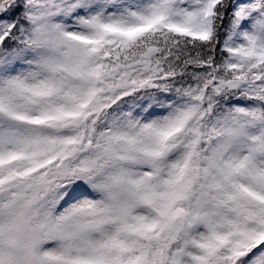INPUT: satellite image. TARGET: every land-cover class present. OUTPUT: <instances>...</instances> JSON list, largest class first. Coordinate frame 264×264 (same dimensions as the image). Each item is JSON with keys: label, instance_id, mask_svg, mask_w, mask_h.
Returning <instances> with one entry per match:
<instances>
[{"label": "snow or ice", "instance_id": "obj_1", "mask_svg": "<svg viewBox=\"0 0 264 264\" xmlns=\"http://www.w3.org/2000/svg\"><path fill=\"white\" fill-rule=\"evenodd\" d=\"M0 264H264V0H0Z\"/></svg>", "mask_w": 264, "mask_h": 264}]
</instances>
